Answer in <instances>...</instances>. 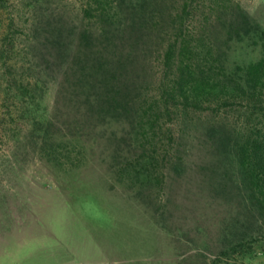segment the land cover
<instances>
[{
  "label": "rangeland",
  "instance_id": "rangeland-1",
  "mask_svg": "<svg viewBox=\"0 0 264 264\" xmlns=\"http://www.w3.org/2000/svg\"><path fill=\"white\" fill-rule=\"evenodd\" d=\"M263 57L264 0H0V264H264Z\"/></svg>",
  "mask_w": 264,
  "mask_h": 264
},
{
  "label": "trees",
  "instance_id": "trees-1",
  "mask_svg": "<svg viewBox=\"0 0 264 264\" xmlns=\"http://www.w3.org/2000/svg\"><path fill=\"white\" fill-rule=\"evenodd\" d=\"M180 47L182 52L186 51L187 49L189 50L188 45H186L184 42L180 45ZM177 48L178 44L176 43V45H173L168 50L169 61L173 60L172 57L176 55ZM179 63L182 65V70H180L179 74L180 78H178L180 85L187 79H191L193 77V73H191L187 64L183 65L182 61H180ZM247 70L249 74H252L254 72V74L257 76V80H255L253 86H248L247 84V87L248 90H253L254 93H258L256 94L257 97L252 100V110L263 121L261 123V128L258 129L256 134L249 133L247 141L245 142L242 148L243 151L240 157V164L243 168L244 178L248 187L250 188V191L253 192V196L257 200V204L259 205L260 209L264 210V85L262 87L259 86L262 85L261 80L262 71H264V57L259 63L249 66ZM224 87H226V85ZM260 87L261 89H259ZM242 89L244 90L243 87ZM185 97L186 98H183V101H185V103H189V96ZM194 101L197 102V100ZM147 117L150 118V120L154 117V122H156L157 120L156 116L152 113L147 115Z\"/></svg>",
  "mask_w": 264,
  "mask_h": 264
}]
</instances>
